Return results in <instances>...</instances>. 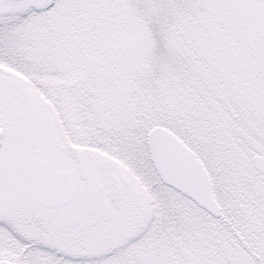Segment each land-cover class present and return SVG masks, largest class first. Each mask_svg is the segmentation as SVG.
<instances>
[{"label": "snow or ice", "instance_id": "6c2138e0", "mask_svg": "<svg viewBox=\"0 0 264 264\" xmlns=\"http://www.w3.org/2000/svg\"><path fill=\"white\" fill-rule=\"evenodd\" d=\"M0 264H264V0H0Z\"/></svg>", "mask_w": 264, "mask_h": 264}]
</instances>
